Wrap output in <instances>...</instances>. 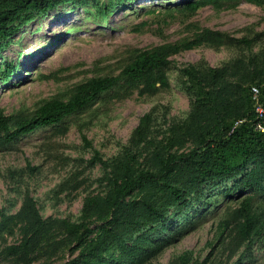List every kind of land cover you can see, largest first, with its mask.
Returning a JSON list of instances; mask_svg holds the SVG:
<instances>
[{
    "label": "rangeland",
    "instance_id": "374dc122",
    "mask_svg": "<svg viewBox=\"0 0 264 264\" xmlns=\"http://www.w3.org/2000/svg\"><path fill=\"white\" fill-rule=\"evenodd\" d=\"M189 1L68 0L28 21L0 46V74L7 62L16 68L7 79L0 78V107L11 114L23 106L33 110L52 97L67 99L82 81L118 74L136 49L192 37L203 27L252 40L251 44L237 41L218 48L203 43L173 53L167 82H157L156 89L136 88L123 98L111 89L62 122L0 146V208L4 214L16 212L28 191L37 199L43 216L53 220L52 235L58 241L64 236L61 220L84 219L86 197L98 195L103 200L114 169L127 154L134 158L132 163L135 160L137 166H146L156 162L159 151H182L196 145L200 135L219 119L207 106L196 109L194 87H186L179 79L186 65L225 66L224 79L213 97L227 113L245 108L248 87L264 80V0L210 3L191 13L183 9ZM252 104L255 108V101ZM149 110L153 117L147 138L139 141L132 131ZM96 150L103 162L92 161ZM259 162L255 158L233 179L204 183L199 188H193L185 177L172 176L171 182L187 188L189 205L180 207L179 198L153 188L151 194L168 205L166 217H151L146 226L128 231L127 240L110 243L108 252L94 264H236L238 260L264 264V228L253 225L250 236L255 240L249 243L244 218L234 213L253 191L226 192ZM142 189L135 190L132 198H141L146 192ZM258 194L260 199L254 203L263 201L264 189ZM256 206L252 216L260 219L264 205ZM88 220L95 230L102 226L103 220L95 215ZM19 237L15 221L0 227V264H19L4 252ZM79 249L75 247V253ZM70 250L60 243L47 244L32 264H63L72 256Z\"/></svg>",
    "mask_w": 264,
    "mask_h": 264
},
{
    "label": "trees",
    "instance_id": "16d2710c",
    "mask_svg": "<svg viewBox=\"0 0 264 264\" xmlns=\"http://www.w3.org/2000/svg\"><path fill=\"white\" fill-rule=\"evenodd\" d=\"M64 1L68 0H0V46L9 42L28 21L47 13ZM227 1L232 0H192L186 2L183 9L191 13L201 6L210 3L220 5ZM237 41L252 43L247 36L236 37L229 31L203 27L192 37L136 49L118 74L98 75L82 81L75 85L67 99L52 97L43 100L33 110L23 106L11 114L5 113L0 107V146L41 127L62 122L67 116L85 109L98 95L111 89H116L117 94L114 95L118 98L131 94L136 88L156 89L159 87L157 82L162 85L167 82L166 71L171 66L170 56L173 53L203 43L218 48ZM225 68L202 62L191 63L182 68L179 79L186 87H194L196 109L207 106L219 119L209 132L204 131L200 135L196 145L182 151L168 148L163 152L159 151L156 162L146 166H137L135 160L132 163L134 158L127 154L114 169V175L109 180L111 188L103 200L98 195H89L82 207L84 219L79 222L67 218L61 220L59 228L64 236L58 241L52 235L55 232L53 220L44 217L35 196L25 192L16 212L4 214L0 208V227L15 221L20 232L17 241L4 247L5 254L19 264H32L41 257L47 244L60 243L70 247L72 254L63 264H94L108 252L110 243L127 240L128 231L146 226L151 222V217H166L168 205L160 201L156 194H151L153 188L166 191L170 196L174 195L181 200L180 207H185L190 203L185 195L188 190L171 182L172 176L187 178L193 188L209 182L223 183L233 179L241 169L258 158L259 164L244 171L226 191L231 193L233 190L251 189L254 192L244 197L234 209L237 216L244 218L243 231L249 237L248 242H253L255 237L250 236L252 226L260 225L264 228V206L258 214L260 219L252 216L258 209L256 203L264 205V198L263 201L254 203L260 199L258 192L264 189V130L257 127L259 120L264 123V114L260 115L252 104V85L248 87L247 104L239 112L227 113L223 105L215 100L213 93L224 79ZM15 70L14 63L7 62L0 78L7 79ZM256 83L260 87V99L264 106V80ZM152 111L149 110L140 117L138 125L132 131V137H137L139 141L146 140V131L153 117ZM79 129L83 138L88 141L82 124ZM97 160L103 162L99 150L92 156V161ZM29 167L32 170L36 168L32 165ZM139 188H144L142 190L146 192L141 198H132L134 191ZM94 215L103 220L102 226L96 230L88 220ZM52 239L56 242H51ZM75 247L80 248L76 253ZM236 264L243 262L238 260Z\"/></svg>",
    "mask_w": 264,
    "mask_h": 264
},
{
    "label": "built area",
    "instance_id": "2783aa9c",
    "mask_svg": "<svg viewBox=\"0 0 264 264\" xmlns=\"http://www.w3.org/2000/svg\"><path fill=\"white\" fill-rule=\"evenodd\" d=\"M251 93H252V97L256 103L255 105V110L260 114L263 115L264 114V106L263 104L260 102V88L258 85L253 84L251 86ZM257 127L261 130H264V123L262 121H258L257 122Z\"/></svg>",
    "mask_w": 264,
    "mask_h": 264
}]
</instances>
